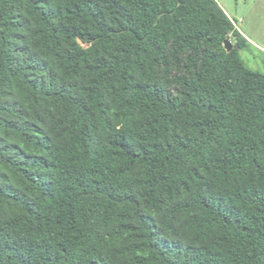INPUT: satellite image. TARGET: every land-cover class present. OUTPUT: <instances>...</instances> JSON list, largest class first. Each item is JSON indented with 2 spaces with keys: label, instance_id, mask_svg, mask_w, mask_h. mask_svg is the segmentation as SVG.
Masks as SVG:
<instances>
[{
  "label": "trees",
  "instance_id": "1",
  "mask_svg": "<svg viewBox=\"0 0 264 264\" xmlns=\"http://www.w3.org/2000/svg\"><path fill=\"white\" fill-rule=\"evenodd\" d=\"M250 46L216 0H0V264H264Z\"/></svg>",
  "mask_w": 264,
  "mask_h": 264
},
{
  "label": "rangeland",
  "instance_id": "2",
  "mask_svg": "<svg viewBox=\"0 0 264 264\" xmlns=\"http://www.w3.org/2000/svg\"><path fill=\"white\" fill-rule=\"evenodd\" d=\"M237 27L256 45L239 51L245 65L264 73V0H216ZM233 43L234 39L231 37Z\"/></svg>",
  "mask_w": 264,
  "mask_h": 264
},
{
  "label": "water",
  "instance_id": "3",
  "mask_svg": "<svg viewBox=\"0 0 264 264\" xmlns=\"http://www.w3.org/2000/svg\"><path fill=\"white\" fill-rule=\"evenodd\" d=\"M224 47L227 52H231L233 49V43L230 40H225Z\"/></svg>",
  "mask_w": 264,
  "mask_h": 264
},
{
  "label": "crops",
  "instance_id": "4",
  "mask_svg": "<svg viewBox=\"0 0 264 264\" xmlns=\"http://www.w3.org/2000/svg\"><path fill=\"white\" fill-rule=\"evenodd\" d=\"M237 26V25H236ZM238 28V27H237ZM239 29V28H238ZM240 30V29H239ZM240 32L242 33V35L245 37V38H247L249 41H250V43H251V45H256L247 35H245L241 30H240ZM257 46V45H256Z\"/></svg>",
  "mask_w": 264,
  "mask_h": 264
}]
</instances>
